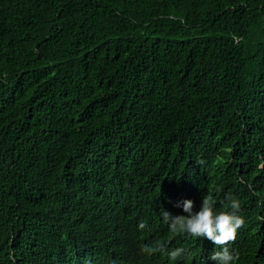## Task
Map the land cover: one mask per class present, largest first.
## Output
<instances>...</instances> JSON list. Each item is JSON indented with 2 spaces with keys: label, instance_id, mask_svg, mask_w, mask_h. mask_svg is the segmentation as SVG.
<instances>
[{
  "label": "trees",
  "instance_id": "obj_1",
  "mask_svg": "<svg viewBox=\"0 0 264 264\" xmlns=\"http://www.w3.org/2000/svg\"><path fill=\"white\" fill-rule=\"evenodd\" d=\"M186 192L264 251V0H0V264L170 259Z\"/></svg>",
  "mask_w": 264,
  "mask_h": 264
},
{
  "label": "clouds",
  "instance_id": "obj_2",
  "mask_svg": "<svg viewBox=\"0 0 264 264\" xmlns=\"http://www.w3.org/2000/svg\"><path fill=\"white\" fill-rule=\"evenodd\" d=\"M227 199L229 210L225 211L216 210L215 200L209 195L203 198L200 208L194 194L189 192L176 199L179 208H174V211L161 210L160 216L140 207L139 218L153 224L149 231L138 237L143 245L151 235L167 233V226L173 234L178 233L180 238L183 237V242L170 254V259L167 258L168 253L162 257L159 255L160 249H156L157 257L116 264H264V251L255 252L254 256L249 257L232 249L231 243L239 241L237 233L244 225V219L238 215L240 201L232 196ZM138 227L143 230L147 224L140 222ZM125 232L126 225L116 231L109 243L114 246L109 247L107 252L120 248L121 241L126 237ZM90 264L103 263L100 256L95 254Z\"/></svg>",
  "mask_w": 264,
  "mask_h": 264
},
{
  "label": "bare ground",
  "instance_id": "obj_3",
  "mask_svg": "<svg viewBox=\"0 0 264 264\" xmlns=\"http://www.w3.org/2000/svg\"><path fill=\"white\" fill-rule=\"evenodd\" d=\"M5 218V217H4ZM55 251V249H53ZM51 252V251H50ZM55 253V252H54ZM53 254V253H52Z\"/></svg>",
  "mask_w": 264,
  "mask_h": 264
}]
</instances>
